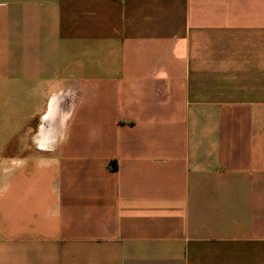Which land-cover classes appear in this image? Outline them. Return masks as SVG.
<instances>
[{"label": "crops", "instance_id": "crops-1", "mask_svg": "<svg viewBox=\"0 0 264 264\" xmlns=\"http://www.w3.org/2000/svg\"><path fill=\"white\" fill-rule=\"evenodd\" d=\"M0 264H264V0H0Z\"/></svg>", "mask_w": 264, "mask_h": 264}]
</instances>
